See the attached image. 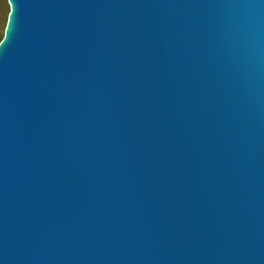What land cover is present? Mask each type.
<instances>
[{
  "label": "water",
  "instance_id": "water-1",
  "mask_svg": "<svg viewBox=\"0 0 264 264\" xmlns=\"http://www.w3.org/2000/svg\"><path fill=\"white\" fill-rule=\"evenodd\" d=\"M8 1L0 264H264V0Z\"/></svg>",
  "mask_w": 264,
  "mask_h": 264
},
{
  "label": "rangeland",
  "instance_id": "rangeland-1",
  "mask_svg": "<svg viewBox=\"0 0 264 264\" xmlns=\"http://www.w3.org/2000/svg\"><path fill=\"white\" fill-rule=\"evenodd\" d=\"M10 12V3L8 0H0V41L4 37V32Z\"/></svg>",
  "mask_w": 264,
  "mask_h": 264
},
{
  "label": "bare ground",
  "instance_id": "bare-ground-1",
  "mask_svg": "<svg viewBox=\"0 0 264 264\" xmlns=\"http://www.w3.org/2000/svg\"><path fill=\"white\" fill-rule=\"evenodd\" d=\"M10 18V17H9Z\"/></svg>",
  "mask_w": 264,
  "mask_h": 264
}]
</instances>
